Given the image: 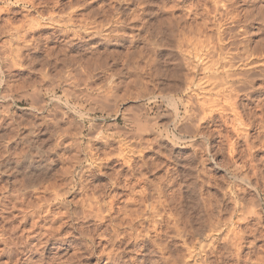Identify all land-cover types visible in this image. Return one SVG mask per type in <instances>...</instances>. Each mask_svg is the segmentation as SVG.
Here are the masks:
<instances>
[{"label": "rangeland", "instance_id": "374dc122", "mask_svg": "<svg viewBox=\"0 0 264 264\" xmlns=\"http://www.w3.org/2000/svg\"><path fill=\"white\" fill-rule=\"evenodd\" d=\"M246 48L264 0H0V264H264V78L201 90Z\"/></svg>", "mask_w": 264, "mask_h": 264}, {"label": "bare ground", "instance_id": "6f19581e", "mask_svg": "<svg viewBox=\"0 0 264 264\" xmlns=\"http://www.w3.org/2000/svg\"><path fill=\"white\" fill-rule=\"evenodd\" d=\"M226 1V0H225ZM214 3V2H213ZM240 3V2H239ZM215 4V3H214ZM213 4V5H214ZM203 5H204V3H203ZM224 6V5H223ZM229 7V6H228ZM208 8V7H207ZM212 8V7H211ZM249 9H251V8H249ZM201 12V11H200ZM191 13V12H190ZM249 13V12H248ZM235 17V16H234ZM250 17V16H249ZM263 22V21H262ZM173 23V22H172ZM183 23V22H182ZM218 24V23H217ZM182 27V26H181ZM173 29V28H172ZM221 29V28H220ZM214 31V30H213ZM224 31V30H223ZM222 31V32H223ZM160 32V31H159ZM168 32V31H167ZM207 32V31H206ZM221 31H219V33H218V40L220 41V42H223V40L221 41V33H222ZM226 32V31H225ZM243 33V32H242ZM177 34V33H176ZM180 34V33H179ZM182 34V33H181ZM223 34V33H222ZM204 35V34H203ZM208 35V34H207ZM210 35V34H209ZM208 35V36H209ZM215 37V36H214ZM177 38V37H176ZM200 38V37H199ZM211 38V37H210ZM209 38V39H210ZM227 38V37H226ZM188 39V38H187ZM208 39V38H207ZM228 39V38H227ZM200 40V39H199ZM217 40V41H218ZM188 41V40H187ZM190 41V40H189ZM184 42V41H183ZM232 42V41H231ZM189 43V42H188ZM258 43V42H257ZM201 44V43H200ZM209 45V44H208ZM234 45V44H233ZM188 47V46H187ZM220 48H224L223 46H221ZM189 49V48H188ZM195 49V48H194ZM14 50V49H13ZM190 50V49H189ZM197 50V49H196ZM13 52V51H12ZM254 52H256V51H252V52H250V50L249 49H247L246 48V51H245V53H247L248 54V58L245 60V61H242V63H241V65H243L242 66V68H240V70H236V68H239V66L237 67L236 66V68H234L235 67V63L232 61L233 59H234V57H232L233 55L231 54V53H229V54H227L228 56H226L225 58L223 57V59H221V58H218L217 60H210L211 62H208L209 63V65H206L205 67H204V69L205 70H207V71H209V72H207V74L205 75V76H203L202 78H201V85H205V87H201L202 89L201 90H203L204 88L205 89H208V92H213L214 91V95H216V96H218V97H220V99H221V101H222V103H223V107H222V109L223 110H225L226 109V107L225 106H227V107H232L233 109H231L232 111L233 110H235V109H238V108H235L236 107V105H237V102H238V98L241 96V95H243V94H248V97H249V94H250V92L251 91H256L259 87H261L260 86V84H258V83H256L255 81H254V79L255 78H257L256 76H259V75H261V76H263L262 77V79L264 78V60H261L260 59V61H257L258 60V58H259V55H258V58L256 59L253 55H255V53ZM261 52V51H260ZM14 53V52H13ZM213 53H215V52H213ZM222 53V52H221ZM250 53V54H249ZM256 53H258V52H256ZM263 53V52H262ZM261 53V54H262ZM179 54V53H178ZM260 54V56H262ZM216 55V54H215ZM254 57V58H251V57ZM251 59H250V58ZM263 57V56H262ZM261 58V57H260ZM248 59H250V60H248ZM243 60V59H242ZM192 61V60H191ZM236 61V60H235ZM262 61V62H261ZM184 63H187V62H184ZM187 64H189V63H187ZM245 67H247V68H245ZM169 68V67H168ZM189 68V67H188ZM170 69V68H169ZM200 70V69H199ZM175 75V74H174ZM203 79H204V81H203ZM187 81V80H186ZM190 81V80H189ZM176 85V84H175ZM189 85V84H188ZM262 85H263V82H262ZM185 87V86H184ZM184 89V88H183ZM200 89V88H199ZM261 90V89H260ZM262 91V90H261ZM254 93V92H253ZM263 93V92H262ZM261 93V94H262ZM251 95V94H250ZM170 96V95H169ZM245 97H246V95H244ZM258 96H260V95H258ZM251 97V96H250ZM189 98V97H188ZM214 99V98H213ZM240 99V98H239ZM249 99V98H248ZM251 99V98H250ZM255 100H257L256 98H254ZM215 100V99H214ZM219 100V99H218ZM252 101H253V99H251ZM254 100V101H255ZM190 101V100H189ZM249 101V100H248ZM252 101H250L249 103H251ZM210 103V102H209ZM208 103V104H209ZM257 103V102H256ZM216 104V103H215ZM239 104V103H238ZM246 104V103H245ZM257 105V104H256ZM256 105H255V107H256ZM175 107V106H174ZM217 107V106H216ZM254 107V106H253ZM257 107H258V105H257ZM260 107V106H259ZM258 107V108H259ZM194 108V109H193ZM196 107H192V108H188L187 106H186V110L188 111V112H190V114H191V116L192 117H194L198 112L196 111V109H198V108H196ZM209 108V107H208ZM175 109L177 110V108L175 107ZM174 109V110H175ZM252 109V108H251ZM186 111V112H187ZM236 111V110H235ZM261 111V110H260ZM177 112V111H176ZM225 112V111H224ZM245 112V111H244ZM264 112V111H263ZM247 113V112H246ZM245 113V114H246ZM258 113V112H257ZM261 113H262V111H261ZM236 114L237 113H235V116H236ZM259 115H260V113H258ZM177 115V114H176ZM199 115V114H198ZM224 115H226V114H222L221 116L222 117H224ZM240 115V114H239ZM238 115V116H239ZM227 116V115H226ZM248 116V115H247ZM231 117V116H230ZM235 118H237V117H235ZM257 118V117H256ZM143 121V120H142ZM255 121V120H254ZM234 122V121H233ZM137 123V122H136ZM193 123V122H192ZM249 123V122H248ZM174 124V123H173ZM47 126V125H46ZM176 126H177V124H176ZM141 127V126H140ZM145 127V126H144ZM167 127V126H166ZM235 127V126H234ZM147 128V127H146ZM226 129V128H225ZM63 130V129H62ZM145 130V129H144ZM149 130V129H148ZM179 130V129H178ZM227 130V129H226ZM169 131V130H168ZM225 131V130H224ZM237 132H239L238 131V129L236 130ZM242 131V130H241ZM148 132V131H147ZM220 132V131H219ZM51 133V132H50ZM124 133V132H123ZM134 133V132H133ZM203 133V132H202ZM239 133H241V132H239ZM238 133V135H239V137H241L240 136V134ZM221 134H222V132H221ZM225 134H226V132H225ZM245 134V133H244ZM255 134V133H254ZM168 135V134H167ZM241 135H242V133H241ZM246 135H247V133H246ZM155 137V136H154ZM168 137V136H167ZM176 137V136H175ZM181 137V136H180ZM179 136H178V138H180ZM183 137V136H182ZM243 137V136H242ZM178 138H176V139H178ZM247 139V143L249 142V138L250 137H246L245 135H244V137H243V139ZM168 139L170 140V138L168 137ZM173 139V138H172ZM181 139V138H180ZM179 139V140H180ZM252 139V138H251ZM250 139V140H251ZM256 139V138H255ZM151 140V139H150ZM184 140V139H183ZM176 142V141H175ZM198 143V142H197ZM250 143H251V141H250ZM256 143V142H255ZM246 144V143H245ZM249 145H251V144H249ZM255 144H253V146H254ZM258 146V145H257ZM247 147H248V145H247ZM250 147V146H249ZM254 148V147H253ZM246 149H249V148H246ZM251 150V149H250ZM259 150V149H258ZM120 151H122V150H120ZM163 151V150H162ZM171 152V151H170ZM78 153V152H77ZM55 157V156H54ZM76 158V157H75ZM263 163V162H262ZM67 165V164H66ZM73 166H74V164H73ZM189 166V165H188ZM74 171V170H73ZM64 172V171H63ZM78 172V171H77ZM79 172H81V171H79ZM252 172V171H251ZM263 172V171H262ZM103 173H104V171H103ZM130 173V172H129ZM60 174V173H59ZM49 180V179H48ZM48 182V181H47ZM61 182V181H60ZM49 184V183H48ZM11 185V184H10ZM51 185V184H50ZM49 185V186H50ZM63 185V184H62ZM72 185V184H71ZM13 186V185H12ZM28 186V185H27ZM59 186V185H58ZM121 186V185H120ZM117 188V187H116ZM61 190V189H60ZM21 193V192H20ZM143 193V192H142ZM190 193V192H189ZM92 196V195H91ZM176 197V196H175ZM16 198V197H15ZM180 198V197H179ZM5 199H7L6 197H5ZM31 199V198H30ZM78 199V198H77ZM92 199V198H91ZM115 199V198H114ZM132 200V199H131ZM137 200V199H136ZM8 201V200H7ZM11 202V201H10ZM97 203V202H96ZM0 205L3 207L4 206V202L3 201H0ZM14 205V204H13ZM33 206V205H32ZM41 206V205H40ZM156 206V205H155ZM34 207V206H33ZM92 207V206H91ZM127 207V206H126ZM161 207V206H160ZM35 209V208H34ZM111 209V208H110ZM33 210V209H32ZM91 210V209H90ZM89 210V211H90ZM93 210V209H92ZM129 210V209H128ZM104 211V210H103ZM102 211V212H103ZM29 212V211H28ZM28 212H27V214H28ZM93 212V211H92ZM35 213H37V210L35 211V210H33L32 211V213H30L31 214V217L33 216H35ZM43 213V212H42ZM157 213V212H156ZM230 213V212H229ZM246 213V212H245ZM249 213V212H248ZM77 214V213H76ZM102 214V213H101ZM261 214V213H260ZM11 215V214H10ZM40 215V214H39ZM56 216V215H55ZM125 216H127V215H125ZM246 216V215H245ZM29 217V216H28ZM39 217H42V216H39ZM121 217H123V216H121ZM160 218V217H159ZM228 218V217H227ZM229 219V218H228ZM249 219V218H248ZM63 220V219H62ZM61 221V220H60ZM33 222V221H32ZM182 222V221H181ZM166 223V222H165ZM226 223V222H225ZM36 223H35V221H34V225H35ZM169 224V223H168ZM37 225V224H36ZM51 225V224H50ZM257 225V224H256ZM171 226V225H170ZM234 226V225H233ZM17 227V226H16ZM181 227V226H180ZM117 228V227H116ZM52 228H50V230H51ZM204 230V229H203ZM54 231V230H53ZM83 231V230H82ZM86 231V230H85ZM89 231V230H88ZM105 231V230H104ZM84 232V231H83ZM82 232V233H83ZM91 232V231H90ZM131 232V231H130ZM204 232V231H203ZM127 233H129V232H127ZM225 233V232H224ZM123 234V233H122ZM126 234V233H125ZM226 234H228V233H226ZM6 235V234H5ZM43 235V234H42ZM233 235V234H232ZM262 235V234H261ZM226 236V235H225ZM234 236V235H233ZM227 238V237H226ZM239 239V238H238ZM211 240V239H210ZM47 241H48V239L46 240V243H47ZM57 241V240H56ZM13 242V241H12ZM208 242V241H207ZM60 243V242H59ZM63 243V242H62ZM9 244V243H8ZM13 244V243H12ZM14 245H16L15 244V242H14ZM57 246H58V244H56ZM62 245V244H61ZM163 245H164V243H163ZM11 246V245H10ZM56 246V247H57ZM60 246V245H59ZM141 246V245H140ZM15 247V246H14ZM241 247V246H240ZM182 248V247H181ZM193 248V247H192ZM13 249V248H12ZM63 249V248H62ZM228 249V248H227ZM5 250V249H4ZM115 250V249H114ZM11 250H9V252H10ZM14 252H15V250H13ZM12 252V251H11ZM16 252H17V250H16ZM75 252V251H74ZM96 253V252H95ZM183 253V252H182ZM16 254V253H15ZM15 254H13V255H15ZM18 254V253H17ZM71 254V253H70ZM190 254V253H189ZM11 255V254H10ZM185 256V255H184ZM191 256V255H190ZM186 257V256H185ZM114 258V257H113Z\"/></svg>", "mask_w": 264, "mask_h": 264}]
</instances>
